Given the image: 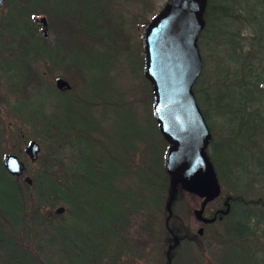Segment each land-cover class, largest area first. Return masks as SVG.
<instances>
[{"label":"trees","instance_id":"16d2710c","mask_svg":"<svg viewBox=\"0 0 264 264\" xmlns=\"http://www.w3.org/2000/svg\"><path fill=\"white\" fill-rule=\"evenodd\" d=\"M26 1L25 4L19 5L12 4V1L8 13L0 19V52H4L0 68L9 83L8 86L14 88L10 90L14 96L11 109L32 127L35 128L37 125L39 128L36 134L48 144L44 157L39 156L35 161L37 167L32 171L30 184L23 179V175H13L5 168L3 156L6 152L3 153L1 149L0 131V264H39L41 260L44 264H51L49 262L51 257L45 255V246L47 242H57L55 241L57 232H61L59 248L51 251V254L55 251L64 252V255L68 256L64 258V264H117L129 254L133 258L136 252L144 253V246L147 244L142 240L143 237L134 240V231H138L139 236L141 231L144 235H152L156 226L167 230L170 235L173 234L170 229H173L174 233L178 231L179 226L175 222L176 198L172 203L173 214L167 223L166 202L170 191V174L165 168V154L170 142L160 132L155 116L150 115L146 119H141L129 101L116 103L109 99L108 95L99 99L100 89L93 95L92 100L77 92L81 86L85 85L88 88L90 76V70L84 67L85 57L81 52L84 39L96 42L107 37L99 33L103 26L100 22L95 23L96 19L88 18V24L94 21L89 26L96 30H90L80 24L78 27L80 31L76 33L77 27L73 23L72 13L56 14L55 17L52 13H55L56 4L54 6L51 2L39 1L37 6H33V0ZM224 1L230 4L232 11L228 9L222 11V4L217 10L212 11V0H208L203 15L205 24L198 44L202 50L204 39L210 40V36L217 32L215 35L217 44L224 47L226 55L236 59L234 61L238 67L231 78L228 79L225 74L216 80V87L220 84L223 89L220 88L219 94L214 96L211 93L210 81L206 83V90H203L199 83L206 69L204 63L201 75L195 83L194 93L207 121L214 114H219L237 118L241 124L246 125L245 134L238 131L239 140L242 141L240 148L246 147L243 142L251 139L254 147L250 152V154L253 152L252 159L256 154L262 156V159L257 156L256 162L254 161L255 169L260 172L261 168L264 169V111L260 109L261 104H257L264 100V0ZM41 9L48 14L49 20H60L61 25L65 24L76 33L74 46L66 44L65 38H59L58 43L62 48L59 54L58 45L56 50L43 45L45 38L37 34L31 21V15ZM83 12V7L76 11L78 23ZM95 17L98 18L97 15ZM229 20L234 24L231 30H228L227 26L223 30L217 24V21L227 23ZM119 26H122L121 23ZM119 28L117 31L122 30V27ZM241 28L253 31L249 36L251 49L247 52H244L241 46L244 39ZM95 31L98 33L90 38L89 35ZM117 31L114 30V33L117 34ZM115 34L113 36L118 38ZM109 37L107 38L111 45L119 46V42L114 43L112 40L114 37ZM77 40H81L82 43L79 44ZM34 41H40L39 48L34 45ZM120 47L111 52V64L115 62ZM69 50H74L79 58L74 55L70 57L72 52ZM41 55L50 61L51 68L60 66L65 70L72 68L82 80L81 85L78 88L71 85V88L61 91L63 89L57 86L46 84L32 65V60ZM107 55L110 57V53ZM241 57L245 59L243 62H240ZM246 57H251L252 61H246ZM254 59L262 65L261 68L255 65ZM148 80L152 87L154 102L155 91L152 82ZM43 91H46L45 97L51 96L49 104L52 103L54 106L49 113L46 108L49 104L38 105L35 99ZM201 93L206 95L207 102L221 101V109L212 107L211 112L206 110L201 105ZM99 104L101 105L98 106ZM127 104L129 106H125ZM213 108L217 111H213ZM110 110L115 112L114 116L110 115ZM26 114L29 115L28 118L25 117ZM63 116L66 119L59 120ZM254 127L258 128L249 132ZM89 146L91 151L88 150ZM75 149L86 157L77 161L73 153ZM155 151L160 153L159 159L155 156ZM206 153L218 175L219 162L208 149ZM251 162L250 159L246 164L242 161H233L230 163L228 174L230 177L237 172L250 174ZM261 175L264 176L263 173ZM131 176L138 177L139 181L146 183L139 187L138 197H132L126 192L125 183ZM219 181L221 185L219 196L208 201L206 209L208 210L209 204L223 194L224 186L227 192L229 189L233 190L232 194H227L231 195L229 213L215 222H220L224 226L221 241L230 242L229 250L234 245L243 249L251 248L250 243L245 240L246 234L251 231L248 225L249 220L251 221L248 208L251 202L240 198L243 191L239 190L238 185L230 181L226 183H222L220 179ZM178 188L177 196L186 191L180 184ZM189 193L198 195L194 192ZM61 203L66 204V210L62 217L57 219L50 210ZM27 210L35 216L31 228L37 230L35 226L39 223L43 226L41 233L29 235L31 229L30 223L28 224L26 220ZM159 212L162 217L156 220L155 215H159ZM254 214L256 217L260 215L256 212ZM258 218L260 224L264 225L262 217ZM262 231L264 236V226ZM40 236L43 238L37 242L35 239ZM27 241L33 246L36 244L35 254L22 245ZM179 245L172 252L170 264H180V258L175 256V250ZM196 248L202 252L201 248L197 246ZM228 249L222 254L219 264H233L227 260ZM252 249V253L248 252L250 264H264L263 257L257 256L260 249L254 246ZM166 262L165 257L163 264Z\"/></svg>","mask_w":264,"mask_h":264},{"label":"rangeland","instance_id":"374dc122","mask_svg":"<svg viewBox=\"0 0 264 264\" xmlns=\"http://www.w3.org/2000/svg\"><path fill=\"white\" fill-rule=\"evenodd\" d=\"M9 3L7 4V2ZM13 1V2H12ZM39 1H43L44 3L51 2L52 5H57L54 9L56 14L60 15L65 12L72 13L73 23L76 25L77 30L75 28L76 33L80 30L78 27L81 25L89 28L90 30H96V28H92L89 26L93 24L94 21H90L88 24V18L96 19L95 23L100 22L103 26L101 30H99L100 34L106 35L107 37H114V30L120 29L117 31V34L112 38L114 43L117 41L120 49L119 53L116 55L115 62L110 63L112 61V53L114 49H118L119 46L115 44V46L111 45L109 39L104 37V40L99 39L96 42H91L89 39H84V46L82 48L83 55L85 57L84 67L86 70H90V76L88 79V88L81 86L77 92L86 95L87 97L93 99V95L100 89L101 96L100 98H105V96H109V99H112L116 103H121L124 101H129L134 105L135 111L141 119H146L147 116L153 115V91L149 80L144 75V44L142 41V31L144 26L150 22L157 14L160 12L167 0H33V6H37ZM25 4L26 0H5L3 3H0V19L4 17L8 13L9 4ZM224 0H212V11L217 10L219 5H223L221 10L226 11L227 9L232 11V7L230 4L225 3ZM83 7L84 12L82 16L79 18L80 23H78V15L76 11L78 8ZM103 10L101 11V9ZM45 15L48 19V28L47 35H42L41 30L42 26L36 23V18L39 16ZM98 16V18L95 17ZM52 20V19H51ZM49 20L48 14L44 12V9L37 11V13H33L31 15V21L36 28V32L38 35L45 38L43 41V45L47 46L49 49L56 50V46L58 45V52L60 54L61 49L58 43L59 38H65L67 41L65 42L68 45L74 46L76 43V33H73L72 29L65 24H60V20L51 21ZM52 22V25L50 23ZM121 23L122 26H119ZM81 24V25H80ZM217 24L225 30V26L228 27V30H231V27L234 26L233 22L229 20L227 23L222 21H217ZM109 29V30H108ZM243 38L241 41V46L244 52H247L251 49V39L249 36L253 32L250 29L241 28L240 29ZM121 32V33H120ZM73 33V34H72ZM98 32H93L89 35L90 38H93V35H96ZM81 34V32H80ZM201 34V33H200ZM218 34L214 32L212 36L204 39V44L201 45V54L204 58L203 61L205 63V72L204 75L202 73L200 77L199 83L203 90H206L207 82L210 81V87L212 88L211 93L214 96L219 94L220 88L223 89L222 85H217L216 80L221 78L226 74L227 78H231L235 72V69L238 67L236 65L235 58H232L224 53V47L217 44ZM229 34V33H228ZM72 35V36H71ZM200 38V36H199ZM69 39V40H68ZM79 44L82 43L81 40H77ZM60 42V40H59ZM9 43V41L7 42ZM34 45L36 47H40V41L35 42ZM215 45L217 46L215 48ZM92 46L94 48H92ZM75 48V47H73ZM74 51V50H73ZM72 52L69 56L73 55L78 57L75 52ZM102 52H105L103 54ZM110 53V57L107 55ZM4 55V52H0V60ZM206 58V59H205ZM245 59L241 57L240 62H243ZM246 61H252L251 57H246ZM258 68H261L262 65L254 59ZM108 64V65H107ZM32 65L38 73L42 80L48 85L52 87H56V80L58 78L67 79L72 86L78 88L82 80L78 77V74L70 69H62L60 67H52L50 61L44 56L35 57L32 60ZM50 65L51 67H47ZM243 70V69H242ZM8 81L3 75V71L0 68V131H1V149L3 153H14L18 155L20 159L25 162L26 169L23 175V179L26 180V177H30L32 179V171L35 170L37 164L31 161L28 155L25 153V148L31 140H36L40 143L41 150L39 156L44 157L47 152V142L42 141L40 135L36 134L37 129L39 128L37 125L32 127L28 122H25L22 118H20L12 109L11 104L14 96L11 94L10 90L14 89L11 85L8 86ZM11 88V89H10ZM67 90L64 88L61 91ZM51 93V92H48ZM46 91L36 96V102L38 105L44 103V105L49 104L50 95L45 97ZM52 94V93H51ZM202 94V93H201ZM205 94L201 95V105L211 112V108L215 107L218 110L221 109L222 102L215 100L211 102H207L205 99ZM54 99V98H53ZM98 99H96V102ZM47 103V104H46ZM260 109L264 111V100L260 101ZM99 104L98 106H100ZM119 106V105H118ZM122 106V105H120ZM125 106H129L128 104ZM47 112L54 109L53 104L47 105ZM213 108V111H217V109ZM126 114V112H123ZM110 115L114 116L115 112L110 110ZM26 118L29 117L28 114L25 115ZM66 117L59 118V120H64ZM211 130H212V143L209 145L208 151L212 155L216 157L219 162V179L222 183L232 182L239 186V190L243 192L240 195V198L243 200H247L251 202L248 206L250 209L251 221L249 220V230L250 232L246 234L245 240L250 243L251 248H242L236 245L232 246L230 250L228 249V245L230 242L221 241L222 234L224 233V226L217 222L210 226H207L206 233L204 237H198L197 230L201 226L200 222L196 219L193 214V210L198 207L201 203V196L199 197L196 194L189 193L187 191H182L178 196L176 195V208H177V217L176 224L178 227V231L175 232L181 238V243L179 247L175 250V256L178 257L180 264H219L222 254L228 249L227 260L229 263L233 264H250L251 260L249 259V253H252V246L256 247L258 250L257 256L263 257L264 259V236H263V224H260V219L258 217H264V169H260V172L255 169L256 168V160L257 156L262 159V156L256 154L252 159V154L250 152L254 147H252L251 139H246L244 141V145L246 147L240 148L241 142L239 140L238 131L242 134H245L247 131V127L245 124H241L240 120L237 118H233L231 116L214 114L213 117L208 120ZM257 122V120H256ZM259 127V126H258ZM254 127L249 130L252 132L254 129L258 128ZM80 140V139H79ZM264 140V138H263ZM82 141V140H81ZM88 150L91 151V147H88ZM221 150V153H220ZM234 152H232V151ZM2 153V155H3ZM74 156L77 161H80L82 158L86 157L79 152L78 149L73 151ZM222 154V155H221ZM153 155V152H150V156ZM155 156L159 159L160 153L155 151ZM252 160L250 167L251 173L240 174L239 172L235 173L233 177L228 174L230 169V163L242 161L246 164L247 160ZM153 161V156H152ZM255 161V162H254ZM239 164V163H238ZM245 167H247L245 165ZM264 167V166H263ZM30 172H29V171ZM145 182H141L138 180V177H129L127 182L125 183L126 192H128L132 197H138L139 187ZM130 186V187H129ZM232 194L233 190L229 189L228 192L224 186L223 194L217 198L214 202L209 204V211H214L218 208L224 199V196L227 194ZM245 193V194H244ZM219 196V195H218ZM240 199V200H242ZM241 203V202H238ZM60 206L66 207V204L61 203L56 205V207L50 210L52 215H55L56 218L62 217L63 212H56V209ZM256 206V207H255ZM260 214L258 217L255 216L254 213ZM28 215H26V220L28 224L30 223V236H33L34 233H41L43 226L39 223L35 226L37 230L31 228V224H33L35 216L31 215V213L27 210ZM30 213V214H29ZM52 217V216H50ZM157 218H161L162 215L159 212V215H155ZM255 217V218H254ZM254 218V219H252ZM37 219V218H36ZM147 221V220H146ZM136 224V222H133ZM141 230V229H140ZM132 233V231H131ZM133 232V239L138 240L139 237H143L142 240H145L147 244L144 246V253H132L129 254L122 261L117 264H163L165 261V252L168 247V244L171 243L173 236L169 234L167 230H163V228L156 226L152 235H144L142 231ZM143 235V236H142ZM43 237L36 238L35 240L41 241ZM34 239V238H33ZM61 239V232H57L55 234V241L47 242L45 246V255L51 257V264H64V258L68 256L64 255V252L55 251L54 254H51V251L59 248L58 243ZM185 239L183 242L182 240ZM253 244V245H252ZM23 246L27 247L32 253L35 254L36 244L33 246L30 241H27L25 244L22 243ZM189 245V246H187ZM196 246L202 249V252L197 250ZM246 252V253H245ZM249 252V253H248ZM245 253V254H244ZM74 257V256H73ZM251 258V257H250ZM187 259V260H186ZM189 260V262H187ZM178 261V262H179ZM187 262V263H186ZM39 264H44V261L41 260Z\"/></svg>","mask_w":264,"mask_h":264},{"label":"water","instance_id":"95a60500","mask_svg":"<svg viewBox=\"0 0 264 264\" xmlns=\"http://www.w3.org/2000/svg\"><path fill=\"white\" fill-rule=\"evenodd\" d=\"M5 0H0L3 3ZM208 0H167L164 8L148 22L142 31L145 50L144 75L150 79L155 91L153 113L160 132L170 142L165 155V168L170 174V191L166 202L167 223L173 214L172 203L179 184L185 190L205 196L201 206L194 209L195 217L212 223L230 211V198L210 216L204 215L205 206L219 195L221 185L213 162L206 153L212 139L207 119L198 104L193 87L203 69V58L198 39L204 28V11ZM42 26L41 34L47 35L48 19L36 18ZM59 89L71 88L67 79L58 78ZM264 87V85H263ZM40 143L31 140L25 152L31 161L39 158ZM3 164L13 175L25 172V162L14 153H5ZM31 184L32 179L26 177ZM60 206L56 212H63ZM203 226L198 228L202 234ZM173 242L166 251L170 264L172 250L179 244L180 236L173 232Z\"/></svg>","mask_w":264,"mask_h":264},{"label":"flooded vegetation","instance_id":"af4514ba","mask_svg":"<svg viewBox=\"0 0 264 264\" xmlns=\"http://www.w3.org/2000/svg\"><path fill=\"white\" fill-rule=\"evenodd\" d=\"M208 210H209V209H208ZM208 210H206V209L204 210V215L207 216V215L209 214V213H208V212H209ZM213 213H214V212H213ZM212 224H213V223H207V224H205V225H204L203 233H202V234H199L198 237H199V238H200V237H204V236H205V233H206L207 226H210V225H212Z\"/></svg>","mask_w":264,"mask_h":264},{"label":"bare ground","instance_id":"6f19581e","mask_svg":"<svg viewBox=\"0 0 264 264\" xmlns=\"http://www.w3.org/2000/svg\"><path fill=\"white\" fill-rule=\"evenodd\" d=\"M47 67H49V68H50L51 66H50V65H47ZM262 219H263V221H264V217H263V216H262Z\"/></svg>","mask_w":264,"mask_h":264}]
</instances>
